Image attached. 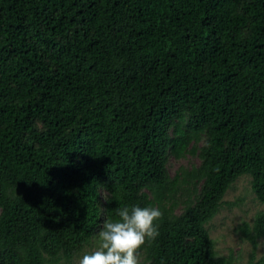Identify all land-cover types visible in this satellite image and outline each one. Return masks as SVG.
<instances>
[{
  "label": "trees",
  "instance_id": "obj_1",
  "mask_svg": "<svg viewBox=\"0 0 264 264\" xmlns=\"http://www.w3.org/2000/svg\"><path fill=\"white\" fill-rule=\"evenodd\" d=\"M247 175L264 204V0H0V264H77L125 204L146 264H241L208 225Z\"/></svg>",
  "mask_w": 264,
  "mask_h": 264
},
{
  "label": "rangeland",
  "instance_id": "obj_2",
  "mask_svg": "<svg viewBox=\"0 0 264 264\" xmlns=\"http://www.w3.org/2000/svg\"><path fill=\"white\" fill-rule=\"evenodd\" d=\"M199 164V158L191 155L181 160L171 157L168 170L171 176H175L181 169L190 170L192 166ZM252 186L251 176L241 177L224 199L232 205H225L222 212L208 225L211 238L216 242L218 254L226 257L232 255L241 264H247L254 254L253 244L244 237L241 227L244 223L253 226L257 215L264 212V204L260 202ZM179 212L181 209L178 210ZM92 247H86L84 251ZM79 255L75 259L77 264ZM137 256L139 264H146L142 246L137 251ZM262 259H264V237L258 240L255 251L256 262Z\"/></svg>",
  "mask_w": 264,
  "mask_h": 264
},
{
  "label": "clouds",
  "instance_id": "obj_3",
  "mask_svg": "<svg viewBox=\"0 0 264 264\" xmlns=\"http://www.w3.org/2000/svg\"><path fill=\"white\" fill-rule=\"evenodd\" d=\"M161 215L160 208L151 205L117 207L114 218L102 221L95 245L79 255L78 264H139L137 251L158 235Z\"/></svg>",
  "mask_w": 264,
  "mask_h": 264
}]
</instances>
